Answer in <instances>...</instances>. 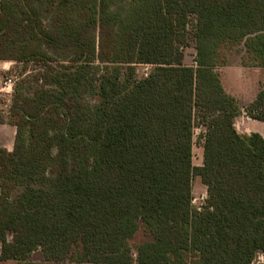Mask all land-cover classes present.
I'll return each instance as SVG.
<instances>
[{"label": "trees", "instance_id": "obj_1", "mask_svg": "<svg viewBox=\"0 0 264 264\" xmlns=\"http://www.w3.org/2000/svg\"><path fill=\"white\" fill-rule=\"evenodd\" d=\"M235 47L264 68V0H0V61L20 76L13 148L0 147V261L253 264L264 137L235 127L240 105L218 70ZM247 112L264 121V88ZM194 176L207 187L200 210ZM140 228L147 238L131 245Z\"/></svg>", "mask_w": 264, "mask_h": 264}, {"label": "rangeland", "instance_id": "obj_2", "mask_svg": "<svg viewBox=\"0 0 264 264\" xmlns=\"http://www.w3.org/2000/svg\"><path fill=\"white\" fill-rule=\"evenodd\" d=\"M194 20L190 19L187 27V39L183 46V62L185 64H193L195 56V37H194ZM227 65L221 66L218 70L221 73V80L225 90L234 95L239 102L240 112L235 118V127L240 133H250L252 131L259 132L264 137V121L252 118L247 112L248 104L255 98L256 94L264 88V68L257 66L243 65V57L245 52L241 47H235L226 52ZM15 63L13 61H0V147L8 150L13 148L15 126L10 123L9 106L13 85L15 80L20 78L19 68H13L8 72ZM37 65L31 63L28 69L36 68ZM151 68L150 64H137L135 66L136 78L143 76L144 73ZM11 80V88L4 82ZM203 134L202 126H194L192 161L194 165H201L203 161ZM207 197V187L203 184L198 176L192 178V205L200 206ZM146 232L140 228L130 239V244L135 245L139 241L146 239ZM33 259H38L39 254L34 253ZM0 264H17L15 261H0ZM253 264H264V253H258Z\"/></svg>", "mask_w": 264, "mask_h": 264}, {"label": "built area", "instance_id": "obj_3", "mask_svg": "<svg viewBox=\"0 0 264 264\" xmlns=\"http://www.w3.org/2000/svg\"><path fill=\"white\" fill-rule=\"evenodd\" d=\"M149 69H150V68H149ZM148 71H149V70H147V71L144 73V75H147ZM4 83L7 84V86L11 88V85H12L11 83H13V82L9 79V80H6ZM202 199L205 201V198H202ZM191 202H193V199L191 200ZM196 209H197V210H200V209H201V205H200V206H197Z\"/></svg>", "mask_w": 264, "mask_h": 264}]
</instances>
